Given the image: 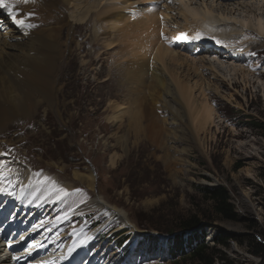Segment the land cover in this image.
<instances>
[{"label":"rangeland","instance_id":"374dc122","mask_svg":"<svg viewBox=\"0 0 264 264\" xmlns=\"http://www.w3.org/2000/svg\"><path fill=\"white\" fill-rule=\"evenodd\" d=\"M88 27L86 37L93 29L91 23ZM239 34L230 40L243 54L236 61L255 78L231 87L215 81L211 71L206 73L202 87L219 115V122L207 131L194 130L195 119L184 105H167L161 99L145 103L140 138L133 136L126 118L112 120L109 103L115 98L107 95L111 86L104 82L114 59L101 55L104 48L65 55L62 74L67 92L59 95L58 106L42 103L0 129V147L8 165L9 161L18 164L32 180L38 178L37 172H49L72 187L60 199L49 194V201L43 198L45 218L59 228V236L72 242L98 228L83 258L99 264H192L189 255L181 258L170 253L173 237L181 232L183 221L196 213L212 218L210 201L200 189L222 185L229 190L237 219H205L206 242L221 250L227 264H264V89L255 82L259 77L264 83V40ZM184 50L206 54L197 52V47ZM156 129L162 143L154 139ZM97 197L124 212L138 235L88 203ZM74 208L77 215L60 221ZM218 234L229 238L228 245L214 243L212 237ZM123 238L126 241L119 246ZM252 239L263 246L260 255L252 253L257 250L249 243Z\"/></svg>","mask_w":264,"mask_h":264},{"label":"bare ground","instance_id":"6f19581e","mask_svg":"<svg viewBox=\"0 0 264 264\" xmlns=\"http://www.w3.org/2000/svg\"><path fill=\"white\" fill-rule=\"evenodd\" d=\"M5 3L13 11L0 7V129L15 118L26 117L42 103L54 109L58 106L59 95L67 92L63 90L62 74L65 55L68 58L83 49L104 48L101 55L114 59V67L109 69L104 82L111 86L107 95L115 98L109 103L112 120L123 122L126 118L131 122L128 125L133 136L140 138L145 129V103L161 99L167 105L172 102L184 105L195 119L194 130L207 131L216 126L219 115L210 102V93L202 87L206 73L211 71L209 75L215 81L231 87L240 80L249 84L255 76L236 61L243 54L230 40L239 32L264 40V0H5ZM18 19L25 23H17ZM89 23L93 29L86 37ZM198 32L202 33L198 40L175 39L180 33L192 36ZM186 47H197V52L206 54L193 55L184 50ZM100 62L103 66L102 59ZM255 82L264 89L259 77ZM123 89L125 94H121ZM125 102L129 106H124ZM173 107L171 104L170 108ZM156 132L155 141L159 138L162 143L159 130ZM2 154L0 147V172L9 174L7 182L0 179V187L6 189L0 191V264H99L80 258L86 243L97 236L98 228L94 227L83 239L67 242L64 236L55 237L54 224L45 218L43 198L48 200V194L63 195L60 188L70 194L73 191L70 184L49 172L32 180L21 173L18 164L9 161L8 165L6 155ZM88 203L99 206L111 220L119 219L121 225H129L138 235V228L118 208L99 197ZM72 215H77L75 208L59 219L65 222Z\"/></svg>","mask_w":264,"mask_h":264},{"label":"trees","instance_id":"16d2710c","mask_svg":"<svg viewBox=\"0 0 264 264\" xmlns=\"http://www.w3.org/2000/svg\"><path fill=\"white\" fill-rule=\"evenodd\" d=\"M200 192L207 201L211 204L212 218L196 213L183 221L181 225V232L173 237L172 245L170 247V253L173 257L185 258L189 255V259L192 264H215L217 260H221L223 264H227V257L222 255L219 248L210 247L205 239V219L221 221H235L237 219V213L235 206L231 201L229 190L218 185L215 187H202ZM215 215V216H214ZM214 238V243L218 246L228 245L229 238L223 234H218ZM250 241V245H254L256 251H252L255 255L262 253V245L255 243L254 239ZM125 238L119 243V246H123Z\"/></svg>","mask_w":264,"mask_h":264},{"label":"snow or ice","instance_id":"6c2138e0","mask_svg":"<svg viewBox=\"0 0 264 264\" xmlns=\"http://www.w3.org/2000/svg\"><path fill=\"white\" fill-rule=\"evenodd\" d=\"M25 2H26V0H25ZM0 7H6V8H8V10L10 12L13 11V8L12 7H9V5H7L5 3V0H0ZM29 15H33V13H29ZM161 19H163V18H161ZM17 23L24 24L25 22L22 19H18L17 20ZM29 27H35V25H29ZM161 35H163V33H161ZM201 36H202V33H199V32L196 33L195 35H192V36H189L187 33H180V34H178L177 37H175V39H179V40H198V39L201 38ZM212 38L213 39H216L215 37H212ZM216 42L217 43H222V41H220V40H217ZM2 155H6V153H4ZM8 174H9V172H0V179H4L5 182H7L6 181V178H7ZM35 175L40 176L41 173L40 172H37V173H35ZM43 179L44 180H47L48 177H44ZM0 191H6V189L3 188V187H0ZM77 191H79V190H77ZM59 192L62 193V194H64V195H67L66 190L63 189V188H60L59 189ZM57 199H60V196H57Z\"/></svg>","mask_w":264,"mask_h":264},{"label":"water","instance_id":"95a60500","mask_svg":"<svg viewBox=\"0 0 264 264\" xmlns=\"http://www.w3.org/2000/svg\"><path fill=\"white\" fill-rule=\"evenodd\" d=\"M233 235H236V234H233Z\"/></svg>","mask_w":264,"mask_h":264}]
</instances>
